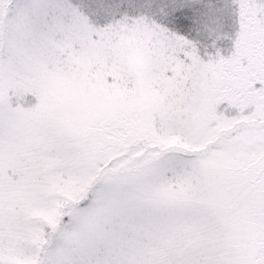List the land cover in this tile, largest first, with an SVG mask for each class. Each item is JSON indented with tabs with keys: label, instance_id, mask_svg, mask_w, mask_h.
I'll list each match as a JSON object with an SVG mask.
<instances>
[{
	"label": "snow or ice",
	"instance_id": "6c2138e0",
	"mask_svg": "<svg viewBox=\"0 0 264 264\" xmlns=\"http://www.w3.org/2000/svg\"><path fill=\"white\" fill-rule=\"evenodd\" d=\"M0 264H264V0H0Z\"/></svg>",
	"mask_w": 264,
	"mask_h": 264
}]
</instances>
